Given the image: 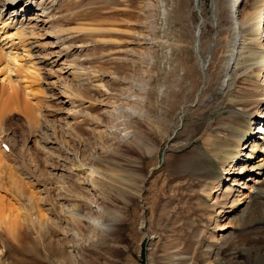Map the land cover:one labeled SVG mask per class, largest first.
<instances>
[{"label":"rangeland","instance_id":"1","mask_svg":"<svg viewBox=\"0 0 264 264\" xmlns=\"http://www.w3.org/2000/svg\"><path fill=\"white\" fill-rule=\"evenodd\" d=\"M178 1L63 0L58 25L79 30L86 86L62 66L34 71L17 94L0 80V264H258L264 256V207L261 220L251 217L259 197L242 200L250 210L240 223L216 230L233 198L216 205L209 190L228 162L201 155L209 139L239 143L244 117L229 103L236 87L186 112L175 135L201 81L183 45L195 23L188 0ZM174 57L188 63V86L171 82ZM64 82L80 92L76 108L62 100Z\"/></svg>","mask_w":264,"mask_h":264},{"label":"bare ground","instance_id":"2","mask_svg":"<svg viewBox=\"0 0 264 264\" xmlns=\"http://www.w3.org/2000/svg\"><path fill=\"white\" fill-rule=\"evenodd\" d=\"M260 1L211 0L209 7L205 0H188L186 7L195 26L191 35L188 33H186L187 36L184 35V50L192 49L194 62L200 71L201 81L194 93L193 100L190 102L183 101L181 105L179 116L181 125L175 131V135L183 127L182 122L186 112L209 108L219 99L220 95L224 98L225 95H229L233 86L236 87L234 97L229 103L231 102V106L234 108V116L238 114L244 117L243 120L241 119L244 123V130L241 132L245 133L243 141V134L241 133L237 146L235 143L229 149L223 144L215 146L209 139L207 140V142L209 141V148L207 147V150L201 154L202 157L210 161L225 159L228 162L223 168L225 177L219 183H214L209 190L210 193L214 194L212 197L213 204H219L220 196L233 198L229 205L219 210V213H223V215L221 214L222 220L216 226L218 231L228 229L230 225H233V222L240 223V218H243L245 213L250 210L248 201L242 202V200L247 199L250 194L258 196L260 199V203H257L258 207L253 209V215H251L253 222L261 220L259 212L264 207V101L259 105L256 103L264 94V5L259 4ZM62 2L63 0H0V80L3 83L2 91L4 93L8 91L5 89L7 87L13 94H17L18 85H27V78H32L34 71H37L35 75H38L42 69L47 68V72L56 73L61 70L55 69L58 66L70 70H67V73L70 72V81L76 82L80 86H86V72L78 64L81 63L80 58L82 57H79L81 45L77 42L75 31L79 30L77 28L76 30L64 29V26L58 25L59 20L65 16L63 11L59 12V9V11L57 10L58 13L56 12V7ZM262 2L264 3V0ZM172 3L174 4V2ZM20 4H22L21 7H19ZM32 13H36L37 16H31ZM77 53L78 57L75 56ZM22 61L25 62L22 65H27L24 68L21 67ZM180 63L174 57L172 64L173 66L178 64L179 67L173 69L170 66L171 82L178 81L174 79L177 77L188 86L190 83L188 63ZM191 63L193 62L191 61ZM21 68L24 70L26 68L25 71L27 72L23 73ZM51 76L49 77L51 78ZM176 83L178 84V82ZM70 84L72 86V83ZM63 88L61 93L63 102H72L71 106L76 108L77 105L74 100L80 92L75 95L68 89L65 82ZM187 88L189 89V87ZM12 95L10 94V96ZM205 95H208L206 101L203 100ZM12 97L9 99L12 100L15 97L17 102L19 101L18 95ZM2 104L4 105V102ZM26 108L27 106L25 110ZM26 112L28 114V110ZM29 113L34 115L32 108L29 109ZM173 138L174 136L170 137V140ZM163 156L165 157V153ZM165 159L166 157L163 158V161ZM93 173L92 170L90 175ZM237 213L240 214V217H237ZM226 219L231 220V223H224ZM15 222L17 223L16 220ZM113 224L114 222H109L108 225ZM220 239L222 240V238ZM2 252H0V257ZM207 255H211V250L207 251L205 256ZM260 259L257 261L258 264H264V256ZM215 262L218 261L208 258L205 264H216Z\"/></svg>","mask_w":264,"mask_h":264}]
</instances>
